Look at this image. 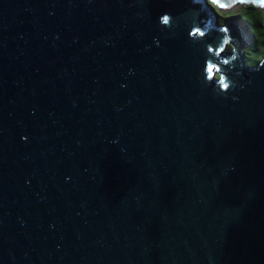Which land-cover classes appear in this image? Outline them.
Masks as SVG:
<instances>
[{
    "label": "water",
    "instance_id": "water-1",
    "mask_svg": "<svg viewBox=\"0 0 264 264\" xmlns=\"http://www.w3.org/2000/svg\"><path fill=\"white\" fill-rule=\"evenodd\" d=\"M237 4L0 0V264H264Z\"/></svg>",
    "mask_w": 264,
    "mask_h": 264
},
{
    "label": "rangeland",
    "instance_id": "rangeland-1",
    "mask_svg": "<svg viewBox=\"0 0 264 264\" xmlns=\"http://www.w3.org/2000/svg\"><path fill=\"white\" fill-rule=\"evenodd\" d=\"M242 7H244V9H242ZM237 13L244 17L248 25V30L252 33L251 37H253V40L250 41L246 27L241 23H237L245 33L248 41V44L244 49L246 54H244V62L248 67H253L264 57V9H257L252 5L244 6L237 4L229 10H218V14L227 17L223 23L231 21L232 18L229 17L235 16ZM225 50H227V47Z\"/></svg>",
    "mask_w": 264,
    "mask_h": 264
},
{
    "label": "trees",
    "instance_id": "trees-1",
    "mask_svg": "<svg viewBox=\"0 0 264 264\" xmlns=\"http://www.w3.org/2000/svg\"><path fill=\"white\" fill-rule=\"evenodd\" d=\"M213 8H214V10L216 11V13H217V18H218V23L219 24H222L223 23V21H225L226 19H227V17H225V16H222L221 14H218V8L216 7V6H214L213 5ZM242 9H244V7H242ZM229 18H235V19H238L245 27H246V30L248 29V25H247V23H246V20L244 19V17L241 15V14H239V13H237L235 16H231V17H229ZM248 32V35H249V39H250V41L251 40H253V37H251L252 36V33L248 30L247 31ZM249 41V42H250ZM227 50H230V46H228L227 47ZM244 54H245V52H244ZM246 55V54H245ZM262 60V59H261ZM260 60V61H261ZM260 61H258V62H260ZM257 62V63H258ZM256 63V64H257Z\"/></svg>",
    "mask_w": 264,
    "mask_h": 264
},
{
    "label": "bare ground",
    "instance_id": "bare-ground-1",
    "mask_svg": "<svg viewBox=\"0 0 264 264\" xmlns=\"http://www.w3.org/2000/svg\"><path fill=\"white\" fill-rule=\"evenodd\" d=\"M229 45H227L226 47H228ZM226 51H228V50H226Z\"/></svg>",
    "mask_w": 264,
    "mask_h": 264
},
{
    "label": "snow or ice",
    "instance_id": "snow-or-ice-1",
    "mask_svg": "<svg viewBox=\"0 0 264 264\" xmlns=\"http://www.w3.org/2000/svg\"><path fill=\"white\" fill-rule=\"evenodd\" d=\"M166 19V22H167V18H165Z\"/></svg>",
    "mask_w": 264,
    "mask_h": 264
}]
</instances>
